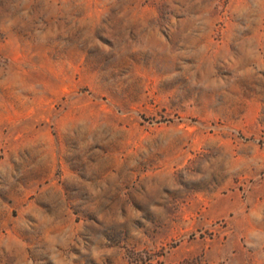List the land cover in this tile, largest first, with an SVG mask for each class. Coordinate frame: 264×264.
I'll list each match as a JSON object with an SVG mask.
<instances>
[{
	"label": "rangeland",
	"instance_id": "1",
	"mask_svg": "<svg viewBox=\"0 0 264 264\" xmlns=\"http://www.w3.org/2000/svg\"><path fill=\"white\" fill-rule=\"evenodd\" d=\"M0 264H264V0H0Z\"/></svg>",
	"mask_w": 264,
	"mask_h": 264
}]
</instances>
